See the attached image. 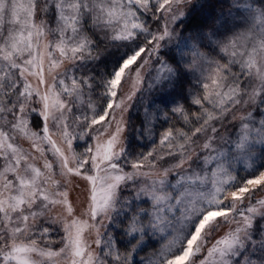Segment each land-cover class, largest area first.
Returning <instances> with one entry per match:
<instances>
[{"label":"snow or ice","instance_id":"snow-or-ice-1","mask_svg":"<svg viewBox=\"0 0 264 264\" xmlns=\"http://www.w3.org/2000/svg\"><path fill=\"white\" fill-rule=\"evenodd\" d=\"M0 264H264V0H0Z\"/></svg>","mask_w":264,"mask_h":264},{"label":"trees","instance_id":"trees-1","mask_svg":"<svg viewBox=\"0 0 264 264\" xmlns=\"http://www.w3.org/2000/svg\"><path fill=\"white\" fill-rule=\"evenodd\" d=\"M240 175H244V173H243V170H241V172L239 173ZM157 247H158V245H157ZM151 250V249H150ZM144 255H146L145 253H142L141 254V256H144Z\"/></svg>","mask_w":264,"mask_h":264}]
</instances>
